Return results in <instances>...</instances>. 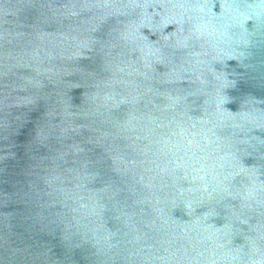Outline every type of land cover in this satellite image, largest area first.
I'll return each mask as SVG.
<instances>
[{
	"label": "water",
	"instance_id": "obj_1",
	"mask_svg": "<svg viewBox=\"0 0 264 264\" xmlns=\"http://www.w3.org/2000/svg\"><path fill=\"white\" fill-rule=\"evenodd\" d=\"M0 264H264V0H0Z\"/></svg>",
	"mask_w": 264,
	"mask_h": 264
}]
</instances>
